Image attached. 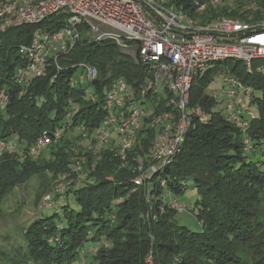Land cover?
I'll return each mask as SVG.
<instances>
[{
  "label": "trees",
  "instance_id": "trees-1",
  "mask_svg": "<svg viewBox=\"0 0 264 264\" xmlns=\"http://www.w3.org/2000/svg\"><path fill=\"white\" fill-rule=\"evenodd\" d=\"M194 1L177 3L201 21L223 16L249 21L264 16V0L208 4L203 14L196 11ZM62 23L63 16L54 15L39 24L0 32V90L4 89L9 98L6 107L0 109L2 138H17L30 146L43 130L65 128L68 113L73 126L81 122L95 126L108 114L103 95L113 77L136 82L146 76L142 65L108 40L79 43L58 57L61 69L52 58L44 76L28 74L19 83L18 68L29 62L19 52L20 45L31 40L37 27L59 29ZM224 61L254 91L252 102L259 116L251 120L247 129L250 150L246 149L244 133L206 92L212 75L209 72L194 81L190 100L192 105L200 104L211 113L209 120L190 128L181 151L153 175L152 184L134 190L132 182L136 174L133 153L152 145L154 132L147 129L138 134L132 156L124 165L110 149L90 157L87 168L96 174L95 182L74 188L67 203L50 209L55 211L53 215L46 216L47 209H38L42 195L50 187L37 192L35 206L40 218L25 227V245L17 248L10 263L80 264L86 260V264H148L146 259L152 254L154 264H242L240 251L244 248L252 253L253 264H264V222L259 216V206L264 203V69L259 68H264V58L253 62L252 72L237 59ZM82 62L99 71V77L88 85L79 78ZM88 86L98 95L96 101L85 95ZM163 102L159 101L158 110L165 108ZM72 142L75 141L63 135L48 148L47 155L37 160L25 153L1 154L0 203L34 175L56 179L60 169L71 171L68 144ZM190 186L200 196L194 208L180 199ZM172 197H179L187 205L200 231L178 224L180 213L171 207ZM71 198L79 205L78 210L71 206ZM1 253L6 254L3 250Z\"/></svg>",
  "mask_w": 264,
  "mask_h": 264
},
{
  "label": "built area",
  "instance_id": "built-area-1",
  "mask_svg": "<svg viewBox=\"0 0 264 264\" xmlns=\"http://www.w3.org/2000/svg\"><path fill=\"white\" fill-rule=\"evenodd\" d=\"M207 3L195 0L196 11L205 13ZM54 15L63 16L59 29L37 27L31 40L20 45L19 52L29 62L18 68L19 83L28 74L44 76L52 58L61 69L58 57L79 43L108 40L142 65L146 76L136 82L123 76L113 77L103 95L108 114L95 126L87 122L73 126L68 113L65 128L43 130L30 146L17 138L0 136V155L6 151L19 152L32 160L39 159L46 148L72 129L78 130L80 138L88 142L83 148L74 149L76 159L71 171L58 175L51 191L42 195L39 210L67 203L74 188L95 182L87 168L90 157L110 149L124 165L132 156L138 134L147 129L154 132L152 145L148 159L136 163L132 182L134 190L149 186L153 175L181 151L190 128L209 120L211 113L190 101L194 81L209 72L222 80V88H214L209 96L218 104L224 103L229 121L244 133L246 149H251L246 133L256 117L253 88L243 83L227 64L218 69L217 63L237 59L246 64L247 71H254L253 62L264 58V16L249 21L226 16L201 21L189 15L177 0H0V32L39 24ZM80 68L79 78L83 81L90 83L99 77L94 65L82 62ZM55 78L56 75L51 81ZM209 82H215L214 76ZM72 85L75 86L74 81ZM86 91L90 100H97V94ZM8 99L1 89L0 109L6 107ZM159 101H164L165 108L158 110ZM170 204L179 213L188 210L179 197H172ZM151 255L146 259L148 264H154ZM80 264H86V260Z\"/></svg>",
  "mask_w": 264,
  "mask_h": 264
},
{
  "label": "rangeland",
  "instance_id": "rangeland-1",
  "mask_svg": "<svg viewBox=\"0 0 264 264\" xmlns=\"http://www.w3.org/2000/svg\"><path fill=\"white\" fill-rule=\"evenodd\" d=\"M207 4H220L219 6H223L226 4L234 3V0H206ZM245 2H248V0H245ZM229 17V16H228ZM218 69L223 68L225 65V61H222L220 63H217ZM229 67V65H227ZM214 76L215 82H208V85L206 87V92L210 93L211 90L218 89L220 90L222 88V80L218 77V75H211L209 78H212ZM85 85H88L89 82L85 81ZM90 86L87 87V94H94L95 91ZM256 91V90H255ZM161 92L163 91V87H161ZM218 108H223L224 103H220ZM259 110L256 108L255 113L257 116H259ZM80 133L76 129H72L67 132L66 136H68L72 141L75 142L69 143L68 146L71 147V153H72V160L70 166H73V162L75 161V150L74 149H81L84 145H86L88 142L85 141L83 138H80ZM76 138V139H75ZM55 145V144H52ZM50 147V146H49ZM48 147V148H49ZM45 149V152H43L42 156L46 153L48 154L47 150ZM149 155V149L137 151L133 153V156L137 162L140 160L146 161ZM40 167L44 168L42 163H38ZM59 175L65 172L69 171H63V169H60ZM95 177L96 174H93ZM58 177V176H57ZM56 177V178H57ZM79 177V175H78ZM55 179L49 178L45 180V177H40L39 175L32 176L26 183H23L21 185L16 186L9 194H7L2 202L0 203V239L3 238L4 244L2 247H0V264H13L10 263V260L14 258V255L17 252V248H20L21 245H25V239H24V229L28 225H30L32 222L40 218V213L36 210V196L37 192L39 193L40 190L45 186L50 187L49 191H51L53 187ZM152 184L149 183V185ZM148 186V185H147ZM200 198L197 190L190 186L182 195L181 198L184 200L190 208H194L196 201ZM71 206L74 207L76 210H78L80 207L77 203L73 201L71 198ZM259 216L260 219L264 222V203L259 206ZM54 210L47 209L44 211L46 216H51L54 214ZM189 209L185 212H180L178 215V224L187 226L192 231L198 232L201 230V226L198 223L197 219L191 214H189ZM59 213L62 214V210H59ZM66 223V220L64 221ZM92 231H95V228L92 229ZM88 245V244H87ZM1 250H3L6 254L1 253ZM240 254L242 256V264H253L251 252L247 249L240 251ZM29 264H37L35 261L28 262ZM27 264V261H26Z\"/></svg>",
  "mask_w": 264,
  "mask_h": 264
},
{
  "label": "crops",
  "instance_id": "crops-1",
  "mask_svg": "<svg viewBox=\"0 0 264 264\" xmlns=\"http://www.w3.org/2000/svg\"><path fill=\"white\" fill-rule=\"evenodd\" d=\"M3 241V238L2 239H0V247H2L3 246V244H4V242H2Z\"/></svg>",
  "mask_w": 264,
  "mask_h": 264
},
{
  "label": "water",
  "instance_id": "water-1",
  "mask_svg": "<svg viewBox=\"0 0 264 264\" xmlns=\"http://www.w3.org/2000/svg\"><path fill=\"white\" fill-rule=\"evenodd\" d=\"M152 15H154V14L152 13Z\"/></svg>",
  "mask_w": 264,
  "mask_h": 264
}]
</instances>
